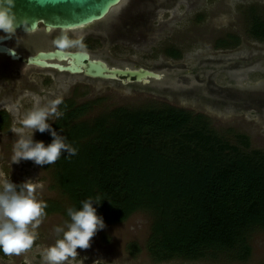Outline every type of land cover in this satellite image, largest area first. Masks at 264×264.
Returning a JSON list of instances; mask_svg holds the SVG:
<instances>
[{"label": "trees", "instance_id": "1", "mask_svg": "<svg viewBox=\"0 0 264 264\" xmlns=\"http://www.w3.org/2000/svg\"><path fill=\"white\" fill-rule=\"evenodd\" d=\"M249 10V34L264 42V14L257 6ZM240 41L227 33L216 46L236 48ZM165 52L182 58L175 45ZM97 102L68 97L57 105L62 115L51 127L77 151L43 165L61 193L42 199L46 215L59 213L70 222L69 207L99 197L93 207L104 222H123L137 211L151 214L145 247L156 263L217 259L224 252L248 259L249 234L264 229V149L251 148L246 134L232 141L206 115L169 103L119 106L87 118ZM7 115L1 111L0 126ZM39 135L45 145L53 139L50 131ZM130 247L133 255L140 250L137 243Z\"/></svg>", "mask_w": 264, "mask_h": 264}, {"label": "rangeland", "instance_id": "2", "mask_svg": "<svg viewBox=\"0 0 264 264\" xmlns=\"http://www.w3.org/2000/svg\"><path fill=\"white\" fill-rule=\"evenodd\" d=\"M166 1L170 0H125L100 23L106 26L108 34L103 35L109 41L83 40L82 47H72L92 50L111 64L157 68L165 74L162 80L127 85L104 79L71 86L65 82L64 93L56 100L74 96L79 102L98 101L87 118L119 106L169 103L206 115L210 125L232 141L237 140L235 134L242 133L248 136L251 148L264 149V42L250 36L247 23L250 6H257L264 14V0H175L172 6ZM199 14L203 15L201 20ZM143 33L154 36L153 40H143ZM227 33L240 37L236 48L216 46L218 38ZM170 45L183 51L182 58L166 54ZM34 73L31 79L40 82V74ZM44 87L54 91L56 81ZM18 104V110H13L12 129H20L24 116L42 103L34 95H24ZM37 132L33 133L34 140L40 136ZM17 139L13 131L0 134V173L17 185L27 180L42 185L37 188L38 199L60 198L50 169L32 160L12 162ZM66 221L59 213L46 215L35 229L33 248L20 255L1 254L0 264H45L42 253L59 238L55 228L65 226ZM151 223L147 211H137L123 222H105L106 227L92 238L91 246L78 248L76 259L67 264H264L262 228L249 234L252 250L246 260L224 252L217 259L178 258L156 263L145 247ZM133 243L140 247L135 255L130 250Z\"/></svg>", "mask_w": 264, "mask_h": 264}, {"label": "clouds", "instance_id": "3", "mask_svg": "<svg viewBox=\"0 0 264 264\" xmlns=\"http://www.w3.org/2000/svg\"><path fill=\"white\" fill-rule=\"evenodd\" d=\"M59 0H36L41 7ZM15 0H0V40L11 39L16 35L17 29H22L26 34L34 29L36 21L30 25L28 17H18L14 11ZM55 45L61 49L81 46L79 39H71L66 32H62L54 39ZM21 44L17 38L16 46ZM9 55L17 57L16 47L7 49ZM59 100L52 102L51 106H36L23 118L20 129L12 131L18 136L13 146L12 162L32 160L38 165L54 164L62 155L76 154V148L66 142L67 137L60 135L49 123L50 117L59 118L62 113L57 111ZM30 130V131H25ZM41 133L50 131L53 139L45 145L42 140H34L35 131ZM63 130V129H61ZM42 187L27 180L17 185L9 177L0 173V251L6 255H20L33 248L37 238L36 228L46 216V202L37 197V188ZM93 201L100 203L101 199L89 197L81 202L80 208L69 207L67 214L70 222L65 226H57L55 232L59 237L55 243L48 246L42 253L45 264H67L78 256L77 249H88L92 238L99 230L106 227L102 216L97 214ZM123 219V218H122Z\"/></svg>", "mask_w": 264, "mask_h": 264}, {"label": "water", "instance_id": "4", "mask_svg": "<svg viewBox=\"0 0 264 264\" xmlns=\"http://www.w3.org/2000/svg\"><path fill=\"white\" fill-rule=\"evenodd\" d=\"M125 0H59L41 7L36 0H15L14 11L18 17H28L30 27L36 21L34 30L40 24H45L47 30H80L87 29L103 22L114 9ZM18 32L23 31L17 29ZM0 40V52H7L10 48ZM17 52V51H16ZM19 55L17 54L18 58ZM57 58V61L54 59ZM28 63L45 68L57 69L61 72L83 73L85 75L104 79H121L124 84L136 81L149 83L162 80L165 74L155 68L146 66H115L106 60L98 58L85 49L61 50L55 48L39 51L28 57Z\"/></svg>", "mask_w": 264, "mask_h": 264}, {"label": "flooded vegetation", "instance_id": "5", "mask_svg": "<svg viewBox=\"0 0 264 264\" xmlns=\"http://www.w3.org/2000/svg\"><path fill=\"white\" fill-rule=\"evenodd\" d=\"M176 1L170 0L166 1V5L172 6ZM62 32H66L71 39H79L80 41H85L86 43L90 40H98L102 42H106L104 37V33L107 32L105 25H94L87 29H80V30H63V29H53L47 30L45 24H40L38 29L34 31H30L29 33H25L24 31L16 33L11 39L3 41L4 44H7L10 48L16 47L17 54L19 55L18 58H13L6 52H0V118H1V111H6L7 118L5 119L4 125L0 126V134L2 133H9L12 131L15 115L13 114V110H18L19 104L18 99L23 97L24 95H34L36 96L39 101L42 103L41 107H44L46 103L51 101H55L56 97L62 93H64L63 84L65 82L71 83L74 85L75 83H87V81H91L94 79H104V78H97L85 75L83 73H69V72H61L57 69L53 68H45L36 64L28 63V57L30 55H36L39 51H48L55 48H58L55 43L54 39L59 36ZM108 34V32H107ZM146 34V35H144ZM3 32H0V36H4ZM143 40L146 42H150L153 40L154 36L148 37L147 33H143ZM17 38L20 39L21 44L16 46ZM84 48H69L65 50H78ZM88 50L94 56L98 58H102L106 60L109 64L111 62L98 54L93 53L92 50ZM183 55V51H182ZM57 61V58L54 59ZM115 63V62H114ZM117 66H126L122 64H112ZM131 66V65H129ZM140 66V65H138ZM143 66V65H142ZM154 68V67H151ZM157 69V68H155ZM34 70H36L40 75V82L35 79H31V76L35 75ZM44 70V71H41ZM46 70V71H45ZM50 70V71H48ZM159 70V69H157ZM48 71V72H47ZM78 78V79H77ZM52 80L56 81V88L54 91L45 90L44 84L51 83ZM104 80H118L122 84H124L121 79H104ZM78 81V82H75ZM131 83H140V82H130ZM124 84V85H127ZM44 87V88H43ZM71 97V96H68ZM65 97V98H68ZM74 97V96H72ZM64 99V98H63ZM61 99L60 102L63 100ZM76 101L77 98L74 97ZM79 102V101H78ZM83 102V101H82ZM55 118V117H54ZM40 132L38 131L37 134ZM1 255V253H0Z\"/></svg>", "mask_w": 264, "mask_h": 264}]
</instances>
